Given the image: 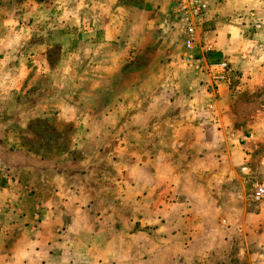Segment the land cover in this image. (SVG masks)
I'll return each mask as SVG.
<instances>
[{
    "label": "crops",
    "instance_id": "0c3cea01",
    "mask_svg": "<svg viewBox=\"0 0 264 264\" xmlns=\"http://www.w3.org/2000/svg\"><path fill=\"white\" fill-rule=\"evenodd\" d=\"M13 2L0 46L35 49L37 67L52 46H86L95 85L83 111L58 113L82 114L84 152L67 161L9 154L0 118V264H264V203L248 198L264 180V0L210 11L207 57L233 70L216 92L183 62L174 0ZM7 61L3 100L20 81Z\"/></svg>",
    "mask_w": 264,
    "mask_h": 264
},
{
    "label": "rangeland",
    "instance_id": "374dc122",
    "mask_svg": "<svg viewBox=\"0 0 264 264\" xmlns=\"http://www.w3.org/2000/svg\"><path fill=\"white\" fill-rule=\"evenodd\" d=\"M13 1L10 5L16 10L21 8L17 0ZM125 1L131 2L132 0ZM167 18V24L175 30L172 9L171 12L168 11ZM26 48L27 46H0V59H7L8 64L16 65L13 66L14 76L17 75L20 80L15 85L13 84L10 97L0 99V110L3 112L0 118L3 123L12 126V130L6 133V141H9L10 146L6 145L5 148L9 154L23 152L34 157L44 156L51 162L53 161L54 165L55 162L67 161L68 157L84 152L80 146L74 147L77 145L75 138L81 135L80 132L75 131L77 125L75 118L82 114L71 116L68 113H61L62 115L59 116L58 113L61 112L60 108L69 107L73 110L79 108L83 111L88 106L87 102L90 101L85 94L90 92L95 85L91 80H87L88 73H91L90 68L87 67L88 53L86 46H66L65 51L63 46H52L47 54V66L42 63L41 67H37L35 65L38 62L34 61L36 60L34 59L35 49L31 53V50L28 48L26 51ZM21 62L31 72L29 78L30 76L32 78L29 84V80H26L28 70L25 67L23 71L20 69ZM0 70L2 71L0 73H4V64L1 62ZM20 83L24 86L21 87ZM109 88L113 91L117 89L111 84H105L103 89L108 91ZM97 90L101 91L102 88H97ZM2 91H4V80L0 81V94ZM113 101L115 100H112V105H114ZM41 105L45 110L50 109V114L56 115L44 117L42 113L45 114V112L41 111L38 113L42 116L38 115L36 109ZM48 167H50L49 164ZM256 182H264V180L254 179L249 183L248 198Z\"/></svg>",
    "mask_w": 264,
    "mask_h": 264
},
{
    "label": "built area",
    "instance_id": "2783aa9c",
    "mask_svg": "<svg viewBox=\"0 0 264 264\" xmlns=\"http://www.w3.org/2000/svg\"><path fill=\"white\" fill-rule=\"evenodd\" d=\"M227 1L175 0L173 6L175 28L185 50L183 62L186 66L205 73L215 92L221 84L231 83V66L227 61L213 62L208 59L207 55L213 48L204 42L202 32L212 8ZM242 171L246 174L250 173L247 166L243 167ZM249 199L255 204L264 203V182L253 184Z\"/></svg>",
    "mask_w": 264,
    "mask_h": 264
}]
</instances>
